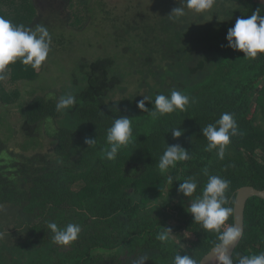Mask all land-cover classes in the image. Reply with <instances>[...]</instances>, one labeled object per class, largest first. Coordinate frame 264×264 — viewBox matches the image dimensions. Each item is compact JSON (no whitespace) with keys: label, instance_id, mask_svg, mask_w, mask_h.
<instances>
[{"label":"trees","instance_id":"1","mask_svg":"<svg viewBox=\"0 0 264 264\" xmlns=\"http://www.w3.org/2000/svg\"><path fill=\"white\" fill-rule=\"evenodd\" d=\"M126 3L0 0V15L13 23L99 31L106 47L115 45L111 54L91 52L97 60L84 61L74 87L69 82L59 93L46 85L35 96L22 91L46 74L47 62L40 73L17 62L0 82V264H134L141 256L147 264H174L177 254L201 262L217 236L195 224L187 212L188 198L178 193L179 184L194 178V199L207 182V170L230 181L233 208L239 189L264 190V54L245 58L226 40L236 19L262 9V4L216 0L207 14L185 9L186 15L173 22L168 16L184 6L183 0ZM122 31L139 46L123 40ZM52 40V47L63 44L57 34ZM158 40L161 46L153 48ZM120 44L128 48L125 53ZM174 89L190 97L186 111L155 118L137 107L147 97L145 107L151 111L156 95H170ZM53 93L57 96L51 98ZM66 93L76 97V104L57 112L55 105ZM4 106L8 111L20 106L21 153H13L12 144L7 147L12 132L2 137L8 112H2ZM224 112L234 115L240 135L231 138L224 159H219L205 151L202 127L214 124ZM120 116L133 119L132 142L115 161H107L101 149L107 129ZM177 127L184 131L178 140L170 132ZM86 136L98 140L96 149L84 144ZM177 143L191 159L169 170L173 184L168 185L156 165L167 145ZM50 221L60 228L76 223L82 231L70 246H59L47 228ZM164 228H171L172 234L160 241L157 236ZM262 251L264 200L253 197L245 210L243 239L232 258Z\"/></svg>","mask_w":264,"mask_h":264},{"label":"clouds","instance_id":"2","mask_svg":"<svg viewBox=\"0 0 264 264\" xmlns=\"http://www.w3.org/2000/svg\"><path fill=\"white\" fill-rule=\"evenodd\" d=\"M216 0H183V5L173 8L168 19L177 22L186 15L185 9L204 15L210 12ZM220 19V18H219ZM226 40L228 47L234 51L244 53L245 58L255 59L258 54H264V12L257 9L251 15L237 18L233 27L228 29ZM52 36L47 26L36 24L34 27L13 23L12 20L0 15V82L8 79L9 66L19 62L24 66H30L32 70L39 71L48 61L52 50ZM147 97L137 102V107L155 118L167 116L177 112H184L190 106L191 99L180 90H171L170 95L163 93L155 96L154 109L149 111L145 107ZM76 104V97L71 93L61 96L56 105L57 112L71 110ZM133 119L128 116L116 118L106 132V145L101 149L103 158L107 161H115L121 151L127 148L133 137ZM174 139L184 135L180 127L170 130ZM202 134L207 140L205 151L215 152L219 159H224L231 138L240 135V129L234 115L224 112L214 124L202 127ZM98 140L93 137H85L84 144L89 149H96ZM191 159L189 152L179 143L167 145L156 165L162 175H166V183L173 184V177L167 175L169 170L175 168L179 162ZM207 182L197 192L198 182L189 177L179 184L178 193L188 198L187 212L192 215L195 224L201 225L206 233H214L217 243L211 251L216 264H264V251L259 254L240 255L235 260L230 253L240 243L244 230L238 219L235 223H229L234 215L233 201L229 199L228 192L230 181L218 175H209L205 170ZM47 228L53 234V242L59 246H70L75 242L82 229L79 224L68 223L60 228L55 222H48ZM171 228H164V232L157 236L160 241H166ZM3 233H0L2 236ZM134 264H147L145 257H139ZM174 264H204L193 256L177 254Z\"/></svg>","mask_w":264,"mask_h":264},{"label":"rangeland","instance_id":"3","mask_svg":"<svg viewBox=\"0 0 264 264\" xmlns=\"http://www.w3.org/2000/svg\"><path fill=\"white\" fill-rule=\"evenodd\" d=\"M162 1H170V0H162ZM107 2L113 6H115L117 3H119L118 5H123L125 7L127 5L126 0H107ZM258 2H260V4L263 5L262 9L264 10V0H258ZM91 4L93 5V3ZM155 4H158V0H155ZM54 17L55 15L50 16V18H54ZM49 31L52 38L54 34H57V39L62 40L63 44H61L60 41L58 46L52 47L49 59L46 63L47 66L46 74L40 76L38 81H33V83L22 87L23 93H29L28 96H32L31 94L35 96L40 92H42L43 90V88H41L42 85H46V87H50V88L51 87L55 88L57 89L58 93L60 92V90H62L61 87H65V84L69 82H71L72 87H74L77 80L81 78V72L79 70V67L82 65V63L88 60H91V62L92 60L93 61L97 60L93 57L94 55L90 56L91 52L96 54L97 51L107 50L106 54L107 53L111 54L110 50L112 48H115V45L113 43L110 48L106 47L107 41L102 40L103 37L101 36L99 31H97L96 33H90L89 31L82 33V32L70 31L66 28H59V27H53L52 29H49ZM120 36L123 40L127 41V43L133 46L134 45L139 46L129 41V38L127 37L125 31H122ZM112 39H116V37L113 36ZM159 39H161V37ZM157 46L159 47L161 46V42L159 40L152 45L153 48ZM118 48L121 49L123 53H125L128 50L127 47L126 48L121 47V44L118 46ZM116 51L119 52V50ZM124 59L127 58L124 57ZM116 62L120 64L119 59H116ZM122 70L125 72L128 71V69L125 66L122 68ZM41 71L42 70H39L38 72L40 73ZM56 96L57 95H54V93L50 94L51 98ZM12 107L13 108L10 111H8L10 109L9 106H4L2 108V112L8 111L7 116L5 117L8 129L7 127L4 128V130H6V133L3 134L1 132V134L2 137H7V134H10L9 132H12L14 137L12 138L11 142L9 141L7 143L8 144L7 147L10 148L11 147L10 144H12L15 149L11 148V151H13V153H21V151H24L22 145L23 138L22 135H20V133L18 132V128H20L21 125L20 122L22 121L23 117L21 110L19 109L20 106L17 107L12 106ZM43 134H46L45 131L43 132ZM42 141L47 142L48 140L46 138H43ZM1 216L2 215L0 211V218ZM176 238L181 239V237L178 235L176 236ZM190 239H194V238L190 237Z\"/></svg>","mask_w":264,"mask_h":264},{"label":"water","instance_id":"4","mask_svg":"<svg viewBox=\"0 0 264 264\" xmlns=\"http://www.w3.org/2000/svg\"><path fill=\"white\" fill-rule=\"evenodd\" d=\"M253 197H258L260 199L264 200V190H259L256 189L254 187L251 186H247V187H243L241 189H239L237 191L236 194V198H235V204H234V222H236V220L238 219V221L240 222V224L243 227V230L245 232V210H246V206L248 201L253 198ZM244 236V234H243ZM243 239V237H242ZM241 239V241H242ZM240 241V243H241ZM237 244L236 248L232 250V252L230 253V255L233 257V254L235 252V250L237 249V247L240 245ZM212 251V249H211ZM211 251L206 254L201 262H204V264H216L215 258L211 256Z\"/></svg>","mask_w":264,"mask_h":264},{"label":"flooded vegetation","instance_id":"5","mask_svg":"<svg viewBox=\"0 0 264 264\" xmlns=\"http://www.w3.org/2000/svg\"><path fill=\"white\" fill-rule=\"evenodd\" d=\"M260 3V2H259ZM262 8H263V5H262ZM263 10V9H262Z\"/></svg>","mask_w":264,"mask_h":264}]
</instances>
